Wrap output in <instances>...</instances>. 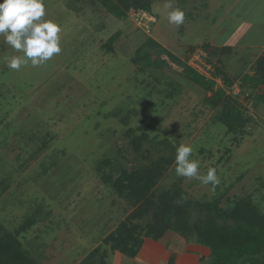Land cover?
<instances>
[{
    "label": "rangeland",
    "instance_id": "rangeland-1",
    "mask_svg": "<svg viewBox=\"0 0 264 264\" xmlns=\"http://www.w3.org/2000/svg\"><path fill=\"white\" fill-rule=\"evenodd\" d=\"M148 1L151 19L143 23L137 7L119 19L100 0H45V19L62 27L61 52L36 67L29 62L10 69L8 59L22 53L0 36V230L14 234L37 264H76L93 250L96 264H112L115 252H122L105 238L136 207L105 177L119 176L122 168L150 167L165 156L173 161L155 186L158 194L179 188L195 203L218 199L222 207L246 196L264 213V104L240 86L243 70L228 76L232 84L219 76L213 90L223 88L249 119L243 131L230 132L217 117L223 102L212 108L207 97L213 91L186 70L197 49L206 52L202 61L214 75L223 70L208 36L213 22L222 18L221 7L229 9L231 0H171L185 12L179 26L167 19L170 0ZM252 1L242 6H254L253 17L264 20V0ZM254 23L259 24L240 44L262 35L264 25ZM139 53L152 66L144 67ZM142 133L147 137L137 148L132 138ZM181 144L193 146L200 174L216 168L218 185L176 174ZM196 207L193 220L204 215ZM32 216L36 221L24 229ZM152 221L149 214L133 218L143 227ZM175 235L169 231L154 240L140 231L138 254L145 252V264H166ZM181 242L184 249L176 251L175 264H199L209 254L193 237ZM154 248L165 253L155 258ZM136 261L124 256L121 264H141Z\"/></svg>",
    "mask_w": 264,
    "mask_h": 264
},
{
    "label": "trees",
    "instance_id": "trees-1",
    "mask_svg": "<svg viewBox=\"0 0 264 264\" xmlns=\"http://www.w3.org/2000/svg\"><path fill=\"white\" fill-rule=\"evenodd\" d=\"M100 1L108 13L119 19L127 18L132 7L151 10L148 0ZM115 39H117L115 35L109 39V47H112L111 43ZM150 41L160 48L155 40ZM138 56H141V64L144 61V67L152 66V62L145 59L141 53ZM186 70L189 77L197 81L203 89L207 92L213 91L212 95L207 97L212 108H217L223 102V110L217 117L227 129L230 132L243 131L249 119L242 117L241 109L233 105L232 98L225 94L223 88L213 90L215 79L208 78L191 66L186 65ZM220 70L212 75L217 79L223 76L226 84H232L230 78ZM240 83V86L255 93L257 103L264 104V90L260 88V85L264 84V54L258 58L252 75L240 76ZM146 137L147 134L142 133L133 137L132 142L138 148ZM172 161L173 158L165 156L155 160L150 167L134 170L122 168L119 176L109 174L105 177L136 207L128 220L122 222L119 228L105 238V242L111 243L113 249L134 258L143 244L140 231L145 230V236L154 240H160L169 231H173L176 235L169 244L173 252L166 264H175L177 252L184 249L185 242L182 243L181 240L189 241L192 237L196 243L205 246L209 251L207 257H200L199 264H264V213L256 204L246 196L224 207L220 206L218 199L195 203L179 188H168L158 194L155 186L163 175V170ZM196 206L202 208L204 215L193 220ZM147 214L152 215L153 221L147 222L144 227L133 222V218ZM34 221H36L34 216L29 217L22 227L26 229ZM0 264H37V261L30 251L23 248L14 234L1 233L0 230ZM78 264H96L95 250ZM100 264L106 263L101 260Z\"/></svg>",
    "mask_w": 264,
    "mask_h": 264
},
{
    "label": "clouds",
    "instance_id": "clouds-1",
    "mask_svg": "<svg viewBox=\"0 0 264 264\" xmlns=\"http://www.w3.org/2000/svg\"><path fill=\"white\" fill-rule=\"evenodd\" d=\"M171 9L167 19L169 23L181 25L185 21V12L173 7L170 0L165 5ZM46 17L45 0H0V36L4 42L22 55H14L7 61L12 70H20L29 62L40 66L61 52L62 27L57 20ZM194 148L190 144H181L176 149L175 172L185 178H196L201 183L211 184L213 188L220 183L217 170L209 167L207 173H199L200 162L193 157Z\"/></svg>",
    "mask_w": 264,
    "mask_h": 264
},
{
    "label": "crops",
    "instance_id": "crops-1",
    "mask_svg": "<svg viewBox=\"0 0 264 264\" xmlns=\"http://www.w3.org/2000/svg\"><path fill=\"white\" fill-rule=\"evenodd\" d=\"M249 1L253 2L252 0ZM230 3L231 5L229 9H227V7H221L222 12H224L222 13V18L219 21L213 22V27H210V36L208 37L210 38V41H212L211 44L213 45V52L217 54V63L221 66L227 76L231 77L238 69H240V71L243 70V73L240 74L241 76L244 74L252 75L254 73V67L257 63L258 58L263 55L264 52V37L261 38L264 35V29H260L262 35L260 36L259 32L252 38V42H246L245 44H243V41L241 44L240 42L241 39L246 35V31H250V29L253 30V26L255 24H259L254 23L255 21H258L260 22V24L264 25V20L256 19L253 17L251 12L254 6H242L243 3L248 4L247 0H231ZM251 5H254V3H251ZM260 5L261 3L259 4V6ZM259 6L258 8H260ZM243 9L247 14L242 16ZM260 12L261 10L259 11V13ZM261 18L264 19V17ZM228 19L229 21H227ZM234 75H236V73ZM260 88L263 91L264 84L260 85ZM154 250L156 256L155 258H158L159 256V254L157 253H165V248L162 250L160 248H154ZM115 253L116 255L115 257H113L112 264H121L123 262L124 256L127 257V255H124L120 252ZM143 254L145 255L144 251H142L140 254H138V256L132 259L137 260L136 262H139L141 264H145L144 259H142ZM147 261L151 262V260L149 259H147Z\"/></svg>",
    "mask_w": 264,
    "mask_h": 264
},
{
    "label": "built area",
    "instance_id": "built-area-1",
    "mask_svg": "<svg viewBox=\"0 0 264 264\" xmlns=\"http://www.w3.org/2000/svg\"><path fill=\"white\" fill-rule=\"evenodd\" d=\"M148 11L140 9L139 10V20L140 22H145L147 20H150L151 17L149 18V13H147ZM206 54V52L203 49H197L194 50L191 54L192 58H191V66L192 68H194L196 71L200 72L201 74L207 76L208 78H212L214 79V77H211V66L208 64H204V62L202 61L204 59V55ZM206 69V72H204ZM215 80H218L217 78Z\"/></svg>",
    "mask_w": 264,
    "mask_h": 264
}]
</instances>
